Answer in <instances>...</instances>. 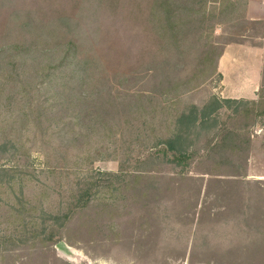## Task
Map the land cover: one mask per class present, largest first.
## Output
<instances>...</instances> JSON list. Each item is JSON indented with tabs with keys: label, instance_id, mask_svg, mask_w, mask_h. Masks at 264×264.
Instances as JSON below:
<instances>
[{
	"label": "trees",
	"instance_id": "1",
	"mask_svg": "<svg viewBox=\"0 0 264 264\" xmlns=\"http://www.w3.org/2000/svg\"><path fill=\"white\" fill-rule=\"evenodd\" d=\"M82 2L88 3L82 18L86 20L95 19L102 6H111L114 13L121 6H134L126 14L134 29L142 27L134 30V37L145 35L156 44V50L146 49L149 59L140 58L131 73L121 75L117 86L135 83L149 88L134 93L115 90L116 78L102 77L93 60L81 57L72 35L79 26L75 21H64L61 26L54 22L52 29L44 28L32 41L0 45V149L7 153L11 147L13 157L21 158L25 149L22 134L28 127L32 129L33 142L39 143L45 159L42 175L58 188L56 192L51 187L52 191L43 195L48 201L53 198L50 209L32 220L20 221L19 238L34 244L46 233L49 237L45 239L56 244L49 229L66 227L75 216L86 215L99 197L110 194L111 186L97 184L93 165L112 159V143H119L129 157L133 149L144 145L168 163L185 168L193 161L189 150L192 131L227 115L245 124L226 132L221 145L211 153L214 156L202 157L212 160L214 170L206 175L221 176L220 171L226 168L229 177L238 179L230 182L244 185L248 183L251 147L246 122L264 117V69L257 101H226L231 108L235 106L230 112L219 101L204 110L181 109L186 95L219 75L224 48L214 37L216 25L245 20L249 0ZM26 157L30 159L28 154ZM27 166L0 168V194L18 197L21 181L35 176ZM124 167L122 164V172ZM106 177L123 178L121 174ZM141 179L144 177H134L135 181ZM263 201L264 195L257 197L255 206L259 208ZM14 210L22 214V207ZM254 217L247 220L248 227L259 225V232L248 234L246 245L228 251L224 256L227 264H264V216Z\"/></svg>",
	"mask_w": 264,
	"mask_h": 264
},
{
	"label": "rangeland",
	"instance_id": "2",
	"mask_svg": "<svg viewBox=\"0 0 264 264\" xmlns=\"http://www.w3.org/2000/svg\"><path fill=\"white\" fill-rule=\"evenodd\" d=\"M82 1L0 0V45L35 40L44 28L52 29L54 22L59 26L64 21L78 22L72 35L81 57L93 60L102 77L116 78L114 83L119 85L121 75L131 73L140 58L148 60L145 51L156 50V44L145 35L134 37V30L142 29H134L126 16L134 6H121L117 13L111 6H102L95 19L86 20L82 18L88 3ZM249 6H264V0H249ZM214 37L224 50L244 42L264 49V20H249L247 11L245 20L218 23ZM213 58L215 63L216 56ZM147 88L130 83L115 90L134 93L147 92ZM225 95L222 78L217 75L186 95L181 109L204 110L219 101L229 112L234 111L235 106L225 103L230 100ZM246 123L251 147L248 183L244 185L230 182L238 179L229 177L226 168L220 171L221 176L206 175L214 169L212 160L202 157L221 145L228 130L245 124L227 115L192 131L189 150L193 161L185 168L168 163L144 145L133 149L129 157L119 143H112V159L93 165L97 184L111 186L110 194L100 195L86 215L75 216L66 227L49 229L56 244L45 239L47 233L36 244L19 238L20 221L27 222L50 209L53 198L48 201L43 195L52 191L51 187L58 190L42 175L45 159L28 127L22 134L25 149L21 158L13 157L11 147L7 153L0 149V168L28 165L26 170L35 172L21 181L18 197L0 194V264H227V252L246 245L248 234L259 232V225L248 227L249 217L264 216V201L259 208L254 202L264 195V117ZM106 174L123 178L115 181ZM134 177L144 179L135 181ZM16 207H22L21 215L17 210L14 213Z\"/></svg>",
	"mask_w": 264,
	"mask_h": 264
},
{
	"label": "crops",
	"instance_id": "3",
	"mask_svg": "<svg viewBox=\"0 0 264 264\" xmlns=\"http://www.w3.org/2000/svg\"><path fill=\"white\" fill-rule=\"evenodd\" d=\"M248 19L264 20V6H248ZM263 69L264 49L260 46L244 42L226 47L218 63L226 99L258 100Z\"/></svg>",
	"mask_w": 264,
	"mask_h": 264
}]
</instances>
